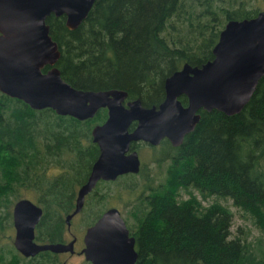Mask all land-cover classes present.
Listing matches in <instances>:
<instances>
[{"label":"trees","instance_id":"obj_1","mask_svg":"<svg viewBox=\"0 0 264 264\" xmlns=\"http://www.w3.org/2000/svg\"><path fill=\"white\" fill-rule=\"evenodd\" d=\"M251 1L94 0L73 29L64 25L62 15L50 14L45 21L59 50L55 66L64 80L83 89H123L127 98L150 105L162 99L163 79L182 63L200 65L212 58V47L229 19L259 11L248 7ZM174 15L176 20H170ZM179 99L185 103L183 95ZM199 112V121L180 144L160 142L162 151L152 160L165 162L161 180L151 178L142 164L137 175L106 181H130L122 186L127 190L122 202L129 214L135 212L133 223H126L138 254L134 264H264L262 240L233 235L229 208L219 200L204 206L197 197L232 199L264 233V74L239 112ZM104 116L105 109L99 108L80 120L49 107L31 108L0 92V231L11 225L8 205L25 190L38 192L42 208L34 239L62 240L63 217L98 152L90 129ZM63 153L68 156L62 158ZM49 166L59 173L47 176ZM97 183L86 196L87 203L91 196L101 203L86 214L90 223L114 204V193L122 195L117 188L90 195ZM179 189L186 198L176 197ZM115 205L122 212V205ZM57 255L42 250L23 256L0 240V264H60Z\"/></svg>","mask_w":264,"mask_h":264},{"label":"water","instance_id":"obj_2","mask_svg":"<svg viewBox=\"0 0 264 264\" xmlns=\"http://www.w3.org/2000/svg\"><path fill=\"white\" fill-rule=\"evenodd\" d=\"M94 0H0V92L22 100L31 108L49 107L57 114L86 119L100 107L106 117L90 129L98 147L85 181L76 190L77 212L83 197L98 179H111L138 169L135 150L126 152L130 140L156 144L166 137L172 144L194 129L200 109L239 112L249 101L264 74V9L255 15L229 19L212 47L213 56L200 65L187 62L163 79V98L149 106L138 97L123 104L126 91L119 88L83 89L72 86L59 73L56 42L45 21L62 15L68 29L86 16ZM48 67L44 70L43 67ZM186 98L183 104L179 96ZM135 121V126H128ZM42 213L27 197L11 207L12 245L23 256L38 251L72 252L74 237L66 242L34 240V228ZM79 252L92 264H134L138 254L119 210L108 207L82 234Z\"/></svg>","mask_w":264,"mask_h":264},{"label":"rangeland","instance_id":"obj_3","mask_svg":"<svg viewBox=\"0 0 264 264\" xmlns=\"http://www.w3.org/2000/svg\"><path fill=\"white\" fill-rule=\"evenodd\" d=\"M255 1V2H254ZM224 4H227V1L224 2ZM248 7L250 8H257L259 10L264 9V0H253L251 2H249ZM197 9V8H196ZM179 18H182L181 16ZM183 19V18H182ZM170 20H176L175 15L172 16L170 18ZM140 155H141V159L143 162H145L149 168V173L151 178L153 177L156 181L161 180L162 177H164L165 174V162H162L161 164H157L155 162H153V160H150L152 158V155L150 154V151H148L147 149H141L140 150ZM66 156H68L67 154L63 153L62 154V158H66ZM59 168H57L56 166H49V170L47 172V176H53L57 173H59ZM121 179L123 180H119L122 181L120 185L112 183V182H98L94 192L89 193L90 195H93L94 193H99L102 191H107L110 192L111 189L113 188H117V190L122 194L120 197L115 196L116 193L113 194L111 201L114 202V204L117 202L118 204L122 205V212L121 215L124 216L126 218V223H133L134 220V213L132 212V214L130 215L127 212V207H125V204L123 205L122 199L127 200V190L124 188V190L122 189V186L127 185L130 181H128V178H123L121 177ZM77 188V187H76ZM75 188V190H76ZM25 190H20V194L17 198L19 197H27L30 200H32L33 202H35L38 205H41L40 203L37 202V195L38 192H34L32 195L30 192H26L24 194ZM177 192H179L178 196H176L177 198H186L187 194L182 190L179 189ZM196 193V192H195ZM87 196V195H86ZM197 197L200 199L201 203L204 206L209 205V203H211L214 200H219L222 204L226 205L229 210L232 212V225H231V229L233 232V235H243L246 234L247 235V239L248 240H254L257 241L258 239L262 240V243L264 244V233L260 230V227L258 224H256L252 217L250 216V214L248 212H245L244 210L240 209L239 207L235 206L232 203V199L230 198H221V197H217L215 195H211L208 196L207 198H201L198 194ZM120 198V199H117ZM95 198L89 197L88 198V203L86 202V197H85V201L86 203H84L82 209L80 210V212H78L77 214H75L74 216H72V218L70 219V223L68 225V228L66 227V225L63 226L62 228V239L65 241H68L71 238V234L75 235L76 241L74 242L73 248L74 251L72 253H68V252H63V253H58L57 255V260L59 263H61L62 261L64 262V264H82L84 263V259L83 256L78 252L79 249L82 247V241H81V237L82 234L84 232L85 227L92 221L91 217L87 215L88 213H90L92 210H95L97 208H99L101 206V203L99 202H95L94 201ZM16 200V198H13V200L11 201V203L8 205V210H9V219L8 221L9 224H11L9 227L7 226L4 230L0 231V240L2 242L6 241V244H12V236H13V227H12V223H11V207L13 202ZM107 202L106 199H104V202ZM89 204V205H88ZM8 235H10V238H8Z\"/></svg>","mask_w":264,"mask_h":264},{"label":"flooded vegetation","instance_id":"obj_4","mask_svg":"<svg viewBox=\"0 0 264 264\" xmlns=\"http://www.w3.org/2000/svg\"><path fill=\"white\" fill-rule=\"evenodd\" d=\"M163 92H164V90H163ZM181 96V95H180ZM184 96V95H183ZM185 97V96H184ZM136 98V97H135ZM163 98V97H162ZM128 99H133V98H127V97H125V99L123 100V104H125V101L126 100H128ZM141 101V100H140ZM181 101V100H180ZM182 102V101H181ZM185 102H186V98H185ZM142 103V102H141ZM183 103V102H182ZM157 104V103H156ZM183 104H185V103H183ZM144 105V104H143ZM150 105H152V104H150ZM155 105V104H154ZM146 106H149V105H146ZM100 108H104L105 109V116H104V118L101 120V121H99V122H96V123H100V122H102L104 119H105V117H106V108L105 107H100ZM99 109V108H98ZM97 109V110H98ZM95 114V113H94ZM96 123H94V124H96ZM93 124V125H94ZM92 125V126H93ZM135 126V121H132L131 123H130V125L128 126V130H131L133 127ZM187 133V132H186ZM185 133V134H186ZM184 134V135H185ZM183 135V136H184ZM91 136V135H90ZM183 138V137H182ZM167 140L171 145H174V144H172L165 136L164 137H162V138H160L159 139V141L156 143V144H152V143H150V142H148V141H145V140H142V139H138V140H130L129 141V143H128V148H127V150H126V152H129V151H131V150H135L136 151V154H137V157H138V161H139V163H138V169H137V171H135V172H130V171H127V172H123V173H120V174H117L114 178H111V179H98L96 182H99V181H113V180H116L118 177H120L121 175H127V174H138V172H139V169H140V167H141V165L142 164H146L145 162H143L142 161V159L140 158L141 157V155H140V150L141 149H147L148 151H150V154L152 155V158L153 157H156L157 155H159V153L162 151V146H161V144H160V142L162 141V140ZM92 141V140H91ZM96 144V143H95ZM180 144V143H179ZM178 145V144H177ZM97 149H98V147H97ZM98 153V152H97ZM97 156V155H96ZM95 156V157H96ZM152 158L150 159V160H152ZM94 160V159H93ZM92 163V162H91ZM91 165V164H90ZM146 167L148 168V166H147V164H146ZM89 169H90V167H89ZM88 172H89V170H88ZM96 184V183H95ZM80 186V185H79ZM78 186V187H79ZM77 187V188H78ZM94 187V186H93ZM92 187V188H93ZM77 190V189H76ZM88 193H86L85 195H84V197H83V203H82V205H81V207H80V209L77 211V212H75V213H73L68 219H67V221L65 220V215L66 214H70V212L73 210V208H74V201H75V196H76V192H75V196H74V200H73V206H72V208L68 211V212H66L65 213V215H64V217H63V219H64V224L66 225V227L68 228V225H69V223H70V219L72 218V216H74L75 214H77L78 212H80V210L82 209V207H83V205H84V201H85V197H86V195H87ZM111 206H114V207H116L118 210H119V212H120V208L118 207V206H116L115 204H110V205H107V206H105L102 210H101V212H103L105 209H107L108 207H111ZM100 212V213H101ZM100 215V214H99ZM98 215V216H99ZM120 215H121V212H120ZM97 216V217H98ZM122 216V215H121ZM96 217V218H97ZM123 217V219H124V216H122ZM125 221V220H124ZM89 224H91V223H89ZM88 224V225H89ZM125 224H126V222H125ZM87 225V226H88ZM86 226V227H87ZM127 226V225H126ZM129 230V229H128ZM71 237H74V241H73V245H74V242L76 241V238H75V235H73V234H71ZM71 239V238H70ZM81 239H82V237H81ZM35 240V239H34ZM36 241V240H35ZM82 241V240H81ZM38 242V241H37ZM47 242V241H46ZM61 242H64V240L62 239L61 240ZM66 242V241H65ZM73 247V246H72ZM74 251V248H73V250H72V252ZM137 251V250H136ZM64 252H68V251H64ZM72 252H68V253H72ZM79 252V251H78ZM56 254H58V253H63V252H55ZM80 253V252H79ZM81 254V253H80ZM82 255V254H81ZM84 259V258H83ZM85 260V259H84ZM86 261L87 262H89L88 260H85L84 261V263H86ZM60 264H64V262L62 261Z\"/></svg>","mask_w":264,"mask_h":264}]
</instances>
